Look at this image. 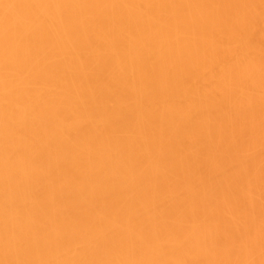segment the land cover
Wrapping results in <instances>:
<instances>
[{
    "label": "bare ground",
    "instance_id": "6f19581e",
    "mask_svg": "<svg viewBox=\"0 0 264 264\" xmlns=\"http://www.w3.org/2000/svg\"><path fill=\"white\" fill-rule=\"evenodd\" d=\"M0 264H264V0H0Z\"/></svg>",
    "mask_w": 264,
    "mask_h": 264
}]
</instances>
